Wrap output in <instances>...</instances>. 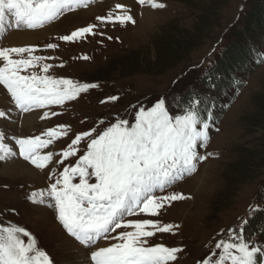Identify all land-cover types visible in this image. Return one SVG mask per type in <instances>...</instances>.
Instances as JSON below:
<instances>
[{
  "label": "rangeland",
  "instance_id": "obj_1",
  "mask_svg": "<svg viewBox=\"0 0 264 264\" xmlns=\"http://www.w3.org/2000/svg\"><path fill=\"white\" fill-rule=\"evenodd\" d=\"M101 1L87 0V7L66 12L58 20L44 27L57 25L63 19L99 6ZM157 2L163 3L165 7L152 9L146 5H139L137 0L124 2L107 0V4L99 8L96 15L71 19L65 25L57 26L56 33L25 45L36 47L34 55L55 57L45 61L53 65L49 75L81 83H94L98 87L81 93L77 99L68 101L63 106H51L48 110L57 112L58 115H50L47 119L42 118L41 121L29 125L23 123L28 114L15 109L14 105L9 103L10 97L2 96L6 102L0 105V111H6L7 115L0 118V131L7 134L6 142L11 144L13 137L40 135L48 128L68 125V135L57 139L44 150L59 152L66 148L78 133L93 128L99 133L117 118L134 122V114L139 107L147 108L160 98H166L171 111L179 112L187 103L189 98L187 96L197 92L201 93L200 99L205 96L198 83L208 74L209 66H214L227 50L232 41L231 31L228 30L243 27L245 17L251 12V5L256 2L261 4L258 0H157ZM117 3L124 4L130 10L135 20L134 24L101 23L96 19L98 16H107L110 12L113 15L119 13L120 10L115 8ZM188 3L191 6H187ZM143 10L155 15L147 27L139 28ZM201 22L203 23L201 35L199 37L197 35L194 47L183 54V59L179 63L163 70L152 69L156 57L155 49L161 43V39L169 38V32L174 30L191 34V30L199 28ZM88 25H95L94 35L86 34L85 38L77 41L59 39L61 35L70 34L71 31ZM41 29H12L6 26L4 33L0 34V47H15L3 45L4 38L12 33L36 32ZM246 36L249 37V42L255 37L257 41L254 43L257 42L259 45L255 58L249 63V67H254V71L247 76L245 86L238 93L235 91L237 94L234 99H232L234 89L230 86L219 101L221 108H227L226 112L218 113L220 120L217 125H214L213 117L211 118L209 141L206 147L199 148V153L207 155V159L198 162L195 172L177 180L163 193H157L158 195L181 193L185 198L173 201L170 206L166 205L158 217L141 215L129 218L159 219L162 223L178 226L172 233H157L149 239V245L162 243L168 247L183 249L177 254V259L170 264H198L209 248L214 250V243L218 237L223 236L227 239L228 230L237 229L241 224L244 225V235L250 243L264 245V238H260L258 234L247 237L250 219L262 207L255 199L264 191V24L261 27L253 24ZM49 43L57 44L58 47L47 49L46 45ZM85 56L88 59H83ZM144 63H148V66L144 67ZM97 75L101 78H97ZM113 95L119 99L115 102L101 103ZM207 106L208 100L204 99L202 107ZM32 111L33 114L41 111L43 114L45 109ZM208 111L213 114L212 109ZM101 120L105 123L100 124ZM1 122L4 127L1 126ZM255 142L258 145L254 144ZM87 143V140L81 142L76 157L68 158L64 164L58 165L53 162L45 169L35 168L18 155L0 161V174L6 164L21 161L32 169L35 168L34 170L43 176L42 184L21 177L0 176V222L4 226L14 224L24 227L35 237L38 248L49 255H54L55 236L51 228L44 227L36 220L35 208L50 210L51 218L59 226L58 221L51 207L37 206L29 196L33 191L46 189L53 182L49 179L50 169L54 168L60 172L64 166L74 165L78 157L84 154ZM209 153L211 155H208ZM255 156L257 159H252ZM56 159L59 157H54V161ZM237 171L239 175L233 176ZM227 181L229 184L234 181V185L229 189ZM90 182L94 183V178ZM223 200L224 207H221L218 204L221 205L220 202Z\"/></svg>",
  "mask_w": 264,
  "mask_h": 264
},
{
  "label": "snow or ice",
  "instance_id": "obj_2",
  "mask_svg": "<svg viewBox=\"0 0 264 264\" xmlns=\"http://www.w3.org/2000/svg\"><path fill=\"white\" fill-rule=\"evenodd\" d=\"M141 6L164 8L157 0H137ZM87 7V0H0V34L12 29L36 30L58 20L66 12ZM113 15L98 16L101 23H135L130 10L122 3ZM95 25L81 27L60 40L77 41L94 33ZM102 34V33H101ZM111 39V37H109ZM58 45L49 43L47 49ZM35 46L0 47V95L21 113L45 109L43 119L59 113L51 106H63L81 93L98 87L49 75L55 57L34 55ZM88 59V57H83ZM63 66V65H59ZM211 88V84L208 85ZM6 90V92L4 91ZM201 93L190 95L186 109L171 111L166 98L151 106L139 107L134 122L117 118L96 133L93 128L75 135L59 152L47 151L57 139L67 136L68 125H57L40 135L13 137L0 131V161L19 156L37 169L64 164L76 157L82 141L87 147L74 165L57 172L50 169L52 180L46 189L33 191L29 199L37 206L51 207L59 224L55 235L54 255L37 246L33 235L24 227L0 222V264H170L183 249L164 244L149 245L157 233H172L178 226L159 219L165 206L185 197L181 193H163L177 180L196 171L207 159L199 153L209 141L212 112L203 114ZM115 95L101 103L115 102ZM7 115L0 111V118ZM100 124L105 121L101 120ZM93 133H96L93 135ZM18 149V151H17ZM208 155H211L210 153ZM54 157H59L54 161ZM94 178L95 182L90 180ZM78 180V182H74ZM108 241L107 246H101ZM198 264H264V245L249 242L244 225L229 229L227 239L218 237L213 248Z\"/></svg>",
  "mask_w": 264,
  "mask_h": 264
},
{
  "label": "trees",
  "instance_id": "obj_3",
  "mask_svg": "<svg viewBox=\"0 0 264 264\" xmlns=\"http://www.w3.org/2000/svg\"><path fill=\"white\" fill-rule=\"evenodd\" d=\"M259 1H261V4L256 2L251 5V12L245 17V24L243 27H238L237 29L230 28V30H228V32L231 31L230 38L232 41L227 46V50L222 53L223 57H221L214 66H209L208 74L201 78L200 83H198L199 89H202L205 92V96H202L203 103L204 99L208 100V106L206 108H203L202 104L200 105L201 112L206 114L208 110L212 109L214 125H217L220 120L218 113H225L227 109L220 107L219 101L222 96L230 86H232L234 89L232 99H234L235 95L245 86L247 76L254 71V67L250 68L249 63L255 58L259 45L257 42L254 43L257 41L255 37L249 42L250 39L246 34L249 32L253 24L258 25L259 27L264 24V0H258V2ZM187 6H191V4L188 3ZM240 21L241 20L239 19V22ZM198 26L199 28L195 27L191 30V34H189V32L184 34L183 32L174 30L169 32V38L161 39V43H159L155 49L156 57L152 64V69L163 70L171 65L179 63L183 59V54L194 47V40L197 39V35L198 37L201 35L200 33L203 28V23ZM143 65L146 67L148 66V63H144ZM97 78H101L100 75H97ZM209 84H211V88L208 87ZM235 91H237V93H235ZM209 92L210 94H208ZM187 106L188 103H185L183 108L186 109ZM254 144H256V142ZM252 159H257V156ZM240 169L243 170L241 167ZM238 175L239 171H237L235 175L233 174L235 177ZM233 185L234 181L231 182V184L227 181L228 189ZM255 200L257 203L261 204L262 207L250 219L251 223L247 227V237L258 234L260 238H264V191L258 194ZM224 202L225 200L220 202L222 203L221 205H218L224 207Z\"/></svg>",
  "mask_w": 264,
  "mask_h": 264
},
{
  "label": "bare ground",
  "instance_id": "obj_4",
  "mask_svg": "<svg viewBox=\"0 0 264 264\" xmlns=\"http://www.w3.org/2000/svg\"><path fill=\"white\" fill-rule=\"evenodd\" d=\"M116 1L117 2L118 1H123L124 2L125 0H116ZM101 2H99L100 3L99 6H95V7H92L90 9H88V10H84V11H81V12L78 11L79 13H77V14H75L73 16H70L68 19H63L59 24L52 25L50 27L49 26L48 27H44V28L41 29V31H36V32L21 31V32L12 33V34L9 35V37H5L4 38L5 39L4 40L5 44H3V45L4 46H15V47H17V46L20 47L21 46L22 47V46H25V45H30V44H33L35 42H38V41L46 38L47 36L51 35L52 33H54L56 31V27L57 26H62V24L65 25V23L69 22L71 19H75V18H79L80 19V17L81 18H86V17H89V16L96 15L98 13V11H99V8H101V7L103 8L105 3L107 4V0H102ZM154 15L155 14H153V13L147 11V10H143L142 17H141V27H139V28L147 27L149 21L153 20ZM5 102H6V99L4 97H2V95H0V105L1 106L4 105ZM32 112L33 111H30L29 113H27L28 116H26L23 119L24 120V122H23L24 124H26V125H29L30 123L31 124H35V123H37V122L42 120V115H43L42 111H41V113L38 112V114H33ZM29 114H31V115H29ZM10 118H11V116H10ZM11 125H12V123H11ZM1 126H3L2 122H1ZM15 130H17V129H15ZM34 169H32L31 167H29V165H27V164H25V163H23L21 161H12L11 163L6 164V166L4 167L3 171L1 172L0 176L9 177V178L21 177V178H25L27 180H31L32 182L35 181V182H37L39 184H42L43 176L41 174H39L38 172H36ZM36 208H35V210H36L35 211L36 220L39 223H41L44 227L51 228L50 230H52L51 232L55 236L56 233L59 231V226L56 225L54 220L51 218V213L49 212L50 210L48 211L47 209H43L42 207H36ZM100 243H101V246H107L108 245L107 244L108 242H105V241H102Z\"/></svg>",
  "mask_w": 264,
  "mask_h": 264
}]
</instances>
